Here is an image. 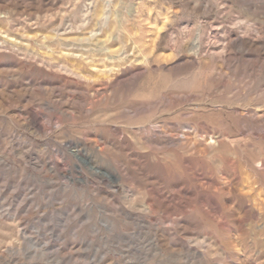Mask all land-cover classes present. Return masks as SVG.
Returning a JSON list of instances; mask_svg holds the SVG:
<instances>
[{"label":"rangeland","instance_id":"obj_1","mask_svg":"<svg viewBox=\"0 0 264 264\" xmlns=\"http://www.w3.org/2000/svg\"><path fill=\"white\" fill-rule=\"evenodd\" d=\"M0 264H264V0H0Z\"/></svg>","mask_w":264,"mask_h":264}]
</instances>
